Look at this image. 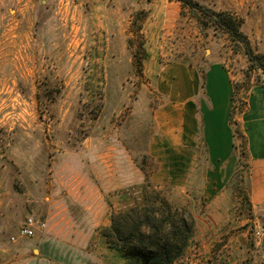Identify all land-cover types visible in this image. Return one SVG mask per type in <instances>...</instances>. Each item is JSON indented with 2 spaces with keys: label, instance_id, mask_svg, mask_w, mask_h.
<instances>
[{
  "label": "rangeland",
  "instance_id": "374dc122",
  "mask_svg": "<svg viewBox=\"0 0 264 264\" xmlns=\"http://www.w3.org/2000/svg\"><path fill=\"white\" fill-rule=\"evenodd\" d=\"M195 1L241 22L264 58V0ZM225 81L230 151L212 163L203 119ZM263 148L264 73L208 14L178 0H0V264L39 251L70 264L85 245L74 230L124 264L101 230L161 200L193 218L172 264H264ZM30 216L71 223L42 246L39 229L18 235Z\"/></svg>",
  "mask_w": 264,
  "mask_h": 264
},
{
  "label": "trees",
  "instance_id": "16d2710c",
  "mask_svg": "<svg viewBox=\"0 0 264 264\" xmlns=\"http://www.w3.org/2000/svg\"><path fill=\"white\" fill-rule=\"evenodd\" d=\"M178 1L182 7L208 14L233 40L243 42L253 66L264 73V58L251 52L240 31L241 22L227 12L206 9L195 0ZM139 50L144 51L143 45ZM141 60L140 56L133 64L140 72ZM186 216L161 200L157 204L134 206L125 212L113 214L110 225L102 229L101 234L108 246L121 255L124 264H172L184 253L192 234L193 218L190 214Z\"/></svg>",
  "mask_w": 264,
  "mask_h": 264
},
{
  "label": "crops",
  "instance_id": "0c3cea01",
  "mask_svg": "<svg viewBox=\"0 0 264 264\" xmlns=\"http://www.w3.org/2000/svg\"><path fill=\"white\" fill-rule=\"evenodd\" d=\"M214 75L215 77L217 76L216 78L217 80L220 79L217 73H215ZM212 81L214 82V77ZM220 83L224 86V91L222 93L223 97L220 98L219 95H215L214 89L210 91L212 107L206 111L204 115V119H203V124L205 125V129H206L205 143L208 148V154H209V157L212 163H214V159L218 158V156H221L222 158L229 156L230 144H231V139L227 135L229 129L226 127L227 114L231 107L230 87H229L228 81L220 82ZM222 102H224V106L221 109L220 103ZM221 114L223 115V118L220 121H217L216 123H214V118L219 119V115L221 116ZM61 220H64V221L61 223ZM61 220L58 221L55 217L45 220L46 223H48V229L45 230L44 232L41 230H38L42 232V235L45 238V239H42V241H40L42 246H45V244H47L46 242H50L49 240H53V241L56 240V236L58 232L57 226L59 224L66 225L67 223L68 224L71 223V219H68V217H62ZM94 228H95V225H94ZM73 233L75 235V238L73 240H76L79 237L80 238L79 240L84 241L85 245L82 249H80L81 256H79L76 253L77 260L71 262L70 264H105V262L104 263L101 262V255L98 251L97 252L94 251V253H92L91 251L87 250L88 245L86 244L88 243L89 238L93 236V230L91 231L88 230L87 232L74 230ZM99 241H100L99 246H104L102 248H103V251L106 252V245L103 243L102 240H99ZM96 248H98V246L95 247V249ZM35 251L36 250H34L33 252ZM105 256L106 255L102 256V259L104 261H106ZM31 262L36 263V264H52L53 260L43 259L39 251V254L37 256H34Z\"/></svg>",
  "mask_w": 264,
  "mask_h": 264
},
{
  "label": "built area",
  "instance_id": "2783aa9c",
  "mask_svg": "<svg viewBox=\"0 0 264 264\" xmlns=\"http://www.w3.org/2000/svg\"><path fill=\"white\" fill-rule=\"evenodd\" d=\"M46 222L45 221H37L33 217H28L21 225L18 235L19 237H33L37 230H41L45 228ZM264 233V228H260L256 231V237H261Z\"/></svg>",
  "mask_w": 264,
  "mask_h": 264
}]
</instances>
